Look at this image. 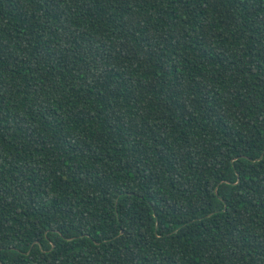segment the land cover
Returning a JSON list of instances; mask_svg holds the SVG:
<instances>
[{"label":"trees","instance_id":"obj_1","mask_svg":"<svg viewBox=\"0 0 264 264\" xmlns=\"http://www.w3.org/2000/svg\"><path fill=\"white\" fill-rule=\"evenodd\" d=\"M0 264H264V0H0Z\"/></svg>","mask_w":264,"mask_h":264}]
</instances>
